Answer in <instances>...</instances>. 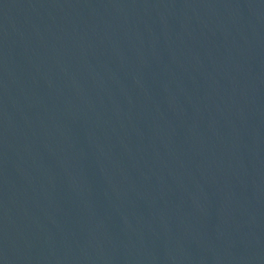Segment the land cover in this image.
<instances>
[{"label":"water","instance_id":"obj_1","mask_svg":"<svg viewBox=\"0 0 264 264\" xmlns=\"http://www.w3.org/2000/svg\"><path fill=\"white\" fill-rule=\"evenodd\" d=\"M0 264H264V0H0Z\"/></svg>","mask_w":264,"mask_h":264}]
</instances>
